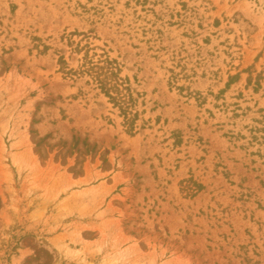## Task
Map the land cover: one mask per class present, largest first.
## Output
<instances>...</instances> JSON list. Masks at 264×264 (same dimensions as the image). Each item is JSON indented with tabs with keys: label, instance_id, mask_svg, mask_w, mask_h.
Masks as SVG:
<instances>
[{
	"label": "rangeland",
	"instance_id": "obj_1",
	"mask_svg": "<svg viewBox=\"0 0 264 264\" xmlns=\"http://www.w3.org/2000/svg\"><path fill=\"white\" fill-rule=\"evenodd\" d=\"M0 264H264V0H0Z\"/></svg>",
	"mask_w": 264,
	"mask_h": 264
},
{
	"label": "trees",
	"instance_id": "obj_2",
	"mask_svg": "<svg viewBox=\"0 0 264 264\" xmlns=\"http://www.w3.org/2000/svg\"><path fill=\"white\" fill-rule=\"evenodd\" d=\"M117 71L115 62L105 61L102 65L89 63L83 67L81 73L90 75L99 84L103 93L116 106L121 107L124 115H128V107H126V99L122 95V88H125L126 91H129V88L124 86L125 81L119 78Z\"/></svg>",
	"mask_w": 264,
	"mask_h": 264
}]
</instances>
